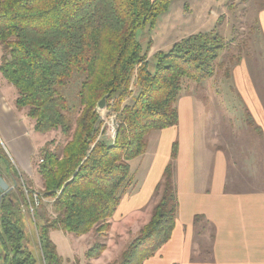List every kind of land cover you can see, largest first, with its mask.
I'll return each instance as SVG.
<instances>
[{
  "label": "trees",
  "instance_id": "1",
  "mask_svg": "<svg viewBox=\"0 0 264 264\" xmlns=\"http://www.w3.org/2000/svg\"><path fill=\"white\" fill-rule=\"evenodd\" d=\"M172 1L0 0V75L16 89L15 107L27 111L34 132L59 131L65 140L59 153L41 154L43 190L32 216V193H24L19 183L2 198L0 264H62L51 231L82 236L93 230L104 237L121 192L132 185L129 162L145 153L151 132L178 124L183 80L200 85L213 77L219 53L229 45L214 32L190 35L168 53L154 54L150 70L152 41L144 50L137 34L151 30ZM76 76L83 81L76 95L79 114L72 121L61 90ZM103 97L107 106L116 99L118 126L111 145L97 139L96 106ZM4 159L0 149L7 169ZM155 192L159 200L149 222L115 264H143L170 240L177 213L170 165ZM43 199L51 200L55 218L47 217ZM104 249L95 243L85 257L96 259Z\"/></svg>",
  "mask_w": 264,
  "mask_h": 264
},
{
  "label": "rangeland",
  "instance_id": "2",
  "mask_svg": "<svg viewBox=\"0 0 264 264\" xmlns=\"http://www.w3.org/2000/svg\"><path fill=\"white\" fill-rule=\"evenodd\" d=\"M194 31L197 33L214 32L229 43L228 48L219 53L215 73L211 79L200 85L183 80V90L176 104L179 116L178 124L169 130L151 132L147 136L145 153L129 162V180L132 185L121 192L120 204L113 217L126 212V208L146 207L150 199L149 207L152 203L158 202L159 192L155 191L162 181V179L160 180L162 167L170 165L172 170H175L176 162L171 158L172 144H179L181 147L180 162L183 161L186 153L184 144L192 124H194L198 142L202 137L206 146L204 149L212 156L214 154L217 156V135L219 128L223 125L222 122L219 127L221 117L218 116L221 112L231 115L238 114L236 116L238 125H236L243 127V132L249 128L248 114L254 113L263 117L264 0H173L168 11L158 17L151 30L146 29L137 34V40L144 50H146L147 42L153 41V46L148 51L150 70L154 66V54L168 53L175 43L193 35ZM2 54L0 45V59ZM82 81L83 77L76 76L69 86L61 90V94L68 101L69 115L72 121H75L79 114L80 107L76 95ZM130 87L129 90H132L133 95H136L133 86ZM3 96L10 100L17 96V92L0 75V98ZM130 98L131 96L122 103L121 107L128 105L131 101ZM115 104L116 99H112L108 106L105 103L102 110L96 108L100 117L97 139L108 145L113 143L115 137L112 131L116 132L118 126ZM47 138H49V142L46 148L59 153L65 143L59 131L35 135V140L39 143ZM1 148L5 164L12 165L14 156L4 137L0 134ZM199 148L200 145L196 149L197 153ZM37 157L40 161L42 155L39 154ZM236 166L239 167V170L232 171L231 175L234 179L239 177L241 180L242 185H238L237 190L264 191V164H236ZM1 167H4L3 163L0 164V169H2ZM23 190L26 194L32 193L26 186ZM35 194L40 198L42 192L37 191ZM42 202L47 217L55 218L51 200L43 199ZM146 225H121V223L114 222L111 235L107 237L108 232L103 239V236H97L93 230L90 231L91 246L100 243L104 244V251L106 246L109 248L100 262L102 263L106 258H112L113 262L110 264L118 263L123 251ZM83 236L51 232L50 238L57 247L59 256L69 257V260H62V264H96L93 261L100 258L104 251L96 259H86L85 254L90 248L84 253L86 247L83 245L85 241Z\"/></svg>",
  "mask_w": 264,
  "mask_h": 264
},
{
  "label": "crops",
  "instance_id": "3",
  "mask_svg": "<svg viewBox=\"0 0 264 264\" xmlns=\"http://www.w3.org/2000/svg\"><path fill=\"white\" fill-rule=\"evenodd\" d=\"M198 33L192 32L193 35ZM16 97L10 100L4 96L0 98V134L14 156L12 165L8 164L7 169L1 167L0 176L11 191L19 183L23 188L26 186L33 196L43 190L37 156L47 149L49 138L36 142L35 135L38 134L33 130V122L25 109L15 107ZM237 115L221 112L218 116L221 117L219 127L222 122L223 125L217 135V156L204 149L202 137L198 142L194 124L188 132L184 144L186 153L181 162V147L176 145V157L173 159L176 164L172 170L175 191L177 189L175 228L170 240L143 264H264V191L237 190V186L242 185L241 180L231 175L232 171L239 170L236 164H264V114L263 117L248 114L249 128L245 129L246 132L237 126ZM166 166L162 167L160 180ZM148 204L146 207L126 208V212L113 217L109 221L111 226L107 237L113 231L114 222L121 225L147 224L156 203L151 207ZM90 235L91 232L83 236L84 253L91 246ZM107 251L108 246L93 262L101 263ZM59 257L63 261L69 260V257ZM111 262L112 258H106L101 264Z\"/></svg>",
  "mask_w": 264,
  "mask_h": 264
},
{
  "label": "water",
  "instance_id": "4",
  "mask_svg": "<svg viewBox=\"0 0 264 264\" xmlns=\"http://www.w3.org/2000/svg\"><path fill=\"white\" fill-rule=\"evenodd\" d=\"M106 103V97H103L97 104L96 108L98 110H102ZM9 192H11V188L4 182L2 177L0 176V202L4 196H6Z\"/></svg>",
  "mask_w": 264,
  "mask_h": 264
},
{
  "label": "built area",
  "instance_id": "5",
  "mask_svg": "<svg viewBox=\"0 0 264 264\" xmlns=\"http://www.w3.org/2000/svg\"><path fill=\"white\" fill-rule=\"evenodd\" d=\"M112 132H113V136L115 137V132H114V130H113ZM114 137H113V138H114ZM38 163H39V164H42L43 161L40 160V161H38ZM38 205H39V198H38V196H37L36 194H34V195H33V198H32V204L29 203V206H28V211H29V213H30L31 216L33 215V210H34L35 208H37Z\"/></svg>",
  "mask_w": 264,
  "mask_h": 264
}]
</instances>
